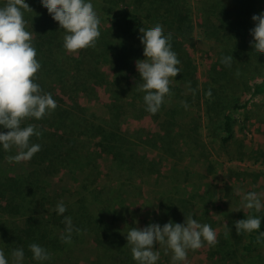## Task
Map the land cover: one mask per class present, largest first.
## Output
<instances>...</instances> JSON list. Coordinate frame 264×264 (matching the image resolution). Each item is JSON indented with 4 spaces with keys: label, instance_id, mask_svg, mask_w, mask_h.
Returning a JSON list of instances; mask_svg holds the SVG:
<instances>
[{
    "label": "trees",
    "instance_id": "obj_1",
    "mask_svg": "<svg viewBox=\"0 0 264 264\" xmlns=\"http://www.w3.org/2000/svg\"><path fill=\"white\" fill-rule=\"evenodd\" d=\"M5 2L0 0V5ZM26 2L32 9L24 12L26 30L32 33L41 64L34 79L52 94L57 106L39 120L22 121V126L33 123L42 132L30 138L41 145L31 159L9 162L6 156L16 149H0V247L5 252L22 247L23 264H46L32 258L29 244L37 243L52 254L64 251L72 241L77 246L86 237L84 244L90 250L86 261L75 247L52 264H137L124 232L151 222H183L188 215L183 210L189 209L184 202L176 207L164 195L152 210L144 208V215L138 216L144 184L159 186L163 180L164 189L157 188L161 194L171 184L179 186L169 173L185 168L181 162L185 155L193 158L191 163H200L204 179L224 183L229 193L232 169L220 165L252 160L264 167V53L249 43L251 17L264 10V0H95L100 36L95 46L76 52L62 47L64 30L40 0ZM156 23L172 33L181 72L170 78V93L159 111L151 114L145 110L144 93L137 90L141 80L135 61L144 58L139 29ZM222 54L233 56L231 67L220 62ZM91 101L102 107V116L89 111L86 103ZM257 171L250 174L249 183L264 202V173ZM186 174L188 179L199 177ZM107 175L117 180L109 182ZM103 185L116 194L129 187L133 201H139L131 215L116 209L104 219L92 214L86 206L88 193H104ZM71 194L78 197L73 200ZM220 194L210 197L209 207L191 213L214 229L216 219L210 212H218L229 195ZM60 200L66 212L57 215L54 208ZM249 214L264 216V208L259 212L241 208L221 219L215 244L205 242L188 250L192 264L200 259L203 264H264V244L257 243V232L235 230L234 221ZM63 216L72 217L70 243L60 239ZM260 230L264 231V217ZM163 247L157 264H169ZM203 250L207 257H201ZM259 250L263 252L258 254Z\"/></svg>",
    "mask_w": 264,
    "mask_h": 264
},
{
    "label": "clouds",
    "instance_id": "obj_2",
    "mask_svg": "<svg viewBox=\"0 0 264 264\" xmlns=\"http://www.w3.org/2000/svg\"><path fill=\"white\" fill-rule=\"evenodd\" d=\"M40 4L64 30L62 47L67 52L95 46L100 36V17L92 0H40ZM25 11H32L26 0H6L0 5V149L7 152L14 147L15 153L7 155L6 159L17 163L31 159L41 148L39 143L30 139L42 135L39 127L33 123L22 126V121L26 118L39 120L57 106L52 94L35 82L34 74L41 64L36 58L32 33L26 30ZM251 19L254 26L249 30L252 37L249 43L255 51L264 53V10L253 14ZM139 32L144 58L135 61L141 80L137 90L144 93L145 110L156 114L165 96L170 93V78L181 72L178 67L180 60L172 49V33H165L161 24L141 27ZM233 59L231 54H222L220 62L231 67ZM207 95H211V90ZM184 106L188 107L187 102ZM240 191L239 188L235 189L237 194ZM241 206L259 212L264 208V202L257 191H247L241 197ZM54 210L57 215L66 212L63 200L56 203ZM262 217L249 214L235 220L236 232L256 231L257 243L264 244V231L260 230ZM63 223L65 227L60 239L70 243L74 230L72 217L63 216ZM75 230L79 231L78 228ZM124 233L132 258L137 264H157L160 256L159 251L154 249L157 244L165 245V251L171 250V260L177 264L186 259L188 250L199 249L205 242L209 245L217 242L215 229L208 223L199 222L192 214L185 216L183 222L171 219L163 225L151 222L144 227H129ZM28 247L34 260L46 261L50 258V252L37 243H31ZM11 256L12 264H23L22 247L13 249ZM0 264H9L2 249Z\"/></svg>",
    "mask_w": 264,
    "mask_h": 264
},
{
    "label": "rangeland",
    "instance_id": "obj_3",
    "mask_svg": "<svg viewBox=\"0 0 264 264\" xmlns=\"http://www.w3.org/2000/svg\"><path fill=\"white\" fill-rule=\"evenodd\" d=\"M94 1L95 0H92L93 4H94ZM194 35H195V38L197 39V42H198L197 44H198L199 49H203L204 46H202L203 43L200 40V35L197 34L196 32L194 33ZM196 57L199 58V55H196ZM86 104L90 112H95L99 116L103 115L102 107L99 105V103L95 101H91ZM189 158L186 157L185 155V157L182 159L181 162L185 168L182 169L181 172H180V169H176L174 173L172 174L169 173V176H172L173 178L172 181L179 183L180 185L173 187V185L171 184L170 186L166 188L168 189L167 193L164 191L165 193L161 194L162 191H158L157 189V188H160V186H162L164 189L165 184L163 180L158 181L160 184L159 186H152L151 184H147V183L144 184L145 194L143 195L145 199L141 204L136 206V207H139V209L141 210L140 212H138L139 214L138 216L144 215V212H143L144 208L145 209L147 208V210L148 209L152 210V208L156 206V202L158 198L164 195L171 198L173 201L172 204H174L176 207H179V206L182 207V202H184L188 206L187 208L189 209L187 211L183 210V212L188 213L189 215L191 213H194L196 210L197 211L202 210V208H204L205 206L209 207L211 204L210 197H214V196L220 197L222 195L220 193L224 194L226 192V194H229L228 198L225 196L223 198L224 200L223 203L219 204V210H222V211L220 213H219V210L218 212H216L219 216L215 212H210L211 219L212 220L216 219L215 229L217 231H220L221 228L223 227L221 223V219L225 221L228 215H231L242 208L241 197L246 192V190L248 189V191H255L254 186L252 184L250 185L249 180L254 175V172H258L257 170H260V172L264 173V167L255 166V164L252 163V160L251 161L246 160L239 165H235L237 163H233V162L230 163L226 161L224 163V166L220 165V169H222L223 167L232 169L230 178H229L232 180V187H231L232 191L231 193H229L228 190L230 189H228V187L226 186H223L224 183H220L221 185L220 184L216 185L212 181L209 182L208 178L204 179V177L202 176L203 173L200 171L201 167L199 169L200 163H198L197 165L193 164L191 163L194 161L193 158H190V160ZM180 168H182V166ZM233 171L239 172L237 174L238 176L233 174ZM187 172L197 173L199 177H196L195 179L193 178L188 179L187 174H186ZM250 174L252 176H250ZM124 176H127V174L125 173ZM107 179L109 180V182H113L114 180H117V176L111 175L110 177H108L107 175ZM262 180L264 182V177H262ZM130 182L131 181H128L127 184H129ZM103 186L107 187L104 193H100V191L98 190L88 193L89 195L87 196L86 206L88 207L89 210H91L92 214L100 219H104V216L107 212H113V210L116 209V210L125 212L127 215H131L132 214L131 209L135 207V205L139 201L138 200L133 201L132 197L134 196V194H129L128 192L129 187H126L124 189L125 192L123 191L122 194H116V191H113L109 186L107 185H103ZM236 188H239L241 190L239 194L235 192ZM71 195H72L71 198H73V200H75L78 197L77 194H71ZM110 198L112 199L111 201H110ZM161 209H163V206ZM177 212H179V215H180L181 214L180 212H182V208H180V210H178ZM85 238L86 237L81 238L80 240L82 242L77 244V246H73V241H72L71 242L72 244H69L64 249V251L53 252L50 258L44 261V263L52 264L54 263L53 262L54 260H59V259L63 260V257H65L66 255H69V252H66V250L72 253L74 250L73 248L75 247H78L80 254L83 253L82 256L80 255L81 257L80 259L86 261L88 259V256H90L89 255L90 250L86 249L87 246L84 244V241L86 240ZM156 246H155V250H158L159 253L161 254L163 246L158 245V244ZM163 248L165 250L166 246H164ZM0 249L3 250L2 247H0ZM263 251L259 250L258 254H261ZM166 253L169 256V264H174V262L171 260V256H172L171 250L166 251ZM206 253L207 252L203 250L201 257H207L205 256ZM4 254L9 259V264H12L13 258L11 256V252L4 251ZM190 260L191 259L187 255L184 261L177 262V264H189V263L192 264L193 261H190ZM202 262L203 260L200 259L197 261L196 264H203Z\"/></svg>",
    "mask_w": 264,
    "mask_h": 264
}]
</instances>
